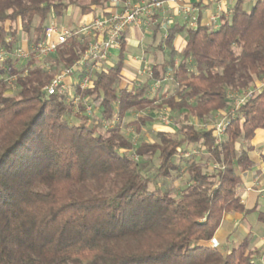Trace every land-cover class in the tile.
<instances>
[{
	"label": "trees",
	"instance_id": "obj_1",
	"mask_svg": "<svg viewBox=\"0 0 264 264\" xmlns=\"http://www.w3.org/2000/svg\"><path fill=\"white\" fill-rule=\"evenodd\" d=\"M119 1L125 8L128 0ZM244 4L238 0L215 30L177 25L164 37L154 27L145 53L162 59L131 89L122 86L123 36L117 64L75 73L92 80L84 91L72 86L77 103L45 88L79 63L88 38H70L41 63L34 55L0 63V264H264V249L249 240L230 253L201 244L237 213L264 237V212L240 196L241 174L253 165L240 143L264 131V87L239 107L231 97L264 79V0L250 10ZM70 8L88 15L110 2L0 0V51L42 42ZM163 110L178 125L155 131ZM124 126L141 140L128 139Z\"/></svg>",
	"mask_w": 264,
	"mask_h": 264
},
{
	"label": "crops",
	"instance_id": "obj_2",
	"mask_svg": "<svg viewBox=\"0 0 264 264\" xmlns=\"http://www.w3.org/2000/svg\"><path fill=\"white\" fill-rule=\"evenodd\" d=\"M238 0H224L220 3L218 0H203L198 2L197 0H185L183 3H191L198 10L199 23L209 26L211 17L218 16V8L222 6L223 12L220 14L216 23L219 27L222 24V16L230 17V10L236 4ZM110 8L107 9H93L88 15H81L78 8H70L66 15L68 17V26L62 25L69 29H76L80 26L87 25L95 21L97 18L103 15L114 14L121 12L124 9L123 3L119 0H109ZM180 5H165V9L156 13V16L149 21L150 26L144 27H131L124 34L127 44V60L126 66L122 72L123 81L122 86L131 89L134 85L139 86L146 75L143 73L144 67L149 62H154L155 58L161 60V52L157 54L146 55L145 48L151 44L152 30L154 27L161 25L164 30V37H167L168 32L174 26L186 25L184 15L180 11ZM54 23V18L52 19ZM73 24L72 27L70 25ZM211 27V26H209ZM212 28V27H211ZM24 48H28L29 44L26 40H23L21 44ZM174 45L178 52H181L185 47L184 34L179 33L175 36ZM131 49V51H129ZM130 52V53H129ZM120 55V48L112 49L109 54V60L107 63V69L117 64ZM116 60V61H115ZM112 62H115L112 65ZM112 65V66H111ZM110 66V67H109ZM72 85L77 83V77H73L72 81H67ZM161 90V93H167ZM164 128V127H163ZM155 130H160L155 128ZM241 158L248 157L253 163L252 167L241 174L242 187L240 190V196L242 203L246 208L258 209L264 212V131L259 130L256 133V137L249 143H240ZM252 222L245 218L243 214L237 213L234 215H226L224 223L216 233L215 237L208 242L201 243L207 247H218L222 250L230 253L234 245L243 240H249L252 247L255 249H264V237L258 238L251 229ZM260 257V256H259Z\"/></svg>",
	"mask_w": 264,
	"mask_h": 264
},
{
	"label": "built area",
	"instance_id": "obj_3",
	"mask_svg": "<svg viewBox=\"0 0 264 264\" xmlns=\"http://www.w3.org/2000/svg\"><path fill=\"white\" fill-rule=\"evenodd\" d=\"M184 1L185 0H143L138 3L128 2L123 11L114 14L103 15L92 23L80 26L76 29L58 27L52 23L46 29L44 40L37 45L29 46L28 48H24L22 45H20V47H18L13 52V54L1 50L0 63L9 57L28 60L32 55H34L36 61L41 63L43 59L55 54L59 47L64 45L70 38L84 36L88 38L90 42L79 63L72 68L65 69L53 79L49 86L45 88L48 95L64 93H69V95H72L71 88L73 85H67L68 78H73L75 73L86 65L88 66V70H91V72L99 71L105 67V65L107 66L110 51L112 49L121 47V39L128 29L131 27L150 26L149 21L156 16V13L163 11L165 9V5L169 6L171 4H179L181 6L180 11L184 15L186 25L189 28L196 29L199 23V17L197 13L198 10L190 2L185 4L183 3ZM197 1L201 2L203 0ZM218 1L222 3L224 0ZM218 11V16H213L210 19L212 24L209 26H211L214 30L219 28V25H217L216 21L223 12L222 6L218 8ZM143 73L148 77L152 76V69L149 63L145 65ZM77 83L79 84L80 89L83 91L92 87L90 75H86L80 80L77 78ZM157 87L158 86L155 85L154 89H157ZM263 87L264 79L258 81L254 89L249 88L241 94H231V97L234 96L237 98L236 105L239 107L248 97H251L256 91L261 90ZM70 99H73L75 103L78 102V99H75L74 95H72ZM87 110L91 111V108L88 107ZM166 113L167 111L160 115V118L164 123L168 122ZM226 126L227 125L224 124L223 121L219 122L216 125V134L220 137L223 136ZM106 127H110V125H106Z\"/></svg>",
	"mask_w": 264,
	"mask_h": 264
},
{
	"label": "rangeland",
	"instance_id": "obj_4",
	"mask_svg": "<svg viewBox=\"0 0 264 264\" xmlns=\"http://www.w3.org/2000/svg\"><path fill=\"white\" fill-rule=\"evenodd\" d=\"M140 1H143V0H128V2H131V3H138V2H140ZM257 2V0H245V4H244V6H245V8L246 9H248V10H250V8H251V6L252 5H254L255 3ZM68 17L66 18V15H63V16H61V17H58V18H55L54 19V24L56 25V26H58V27H61L62 25H65V26H68ZM73 26V24H71L70 25V27H72ZM129 51H131V49H129ZM130 53V52H129ZM161 57H162V55H160ZM116 61V60H115ZM153 62L151 61V62H149V64L151 65ZM115 64V62H112V65H114ZM111 65V66H112ZM110 67V66H109ZM105 68H107V66L105 65ZM68 80L69 81H72V77H70V78H68ZM170 80L163 86V88L162 87H160L158 90H160L161 88H162V90H163V92L165 91L166 92V89H168V90H170L171 88H172V85L170 84ZM67 85H72L71 83H67ZM170 86H171V88H170ZM71 92H72V95H73V90H72V88H71ZM72 95H70V97L72 96ZM76 110V109H75ZM76 112H77V110H76ZM165 113V111L163 110L162 111V113ZM162 113H156L155 115H158V118H156L157 120H156V123H155V128H158V129H160V130H170L171 129V127L172 126H177L178 125V118H177V116L175 115V114H173V113H171V112H169V110H168V112L166 113V116L168 117V122L167 123H164L162 120H161V118H160V115L162 114ZM168 114H169V116H168ZM79 116H81V114L79 115ZM137 115L134 113V114H132L131 115V118H135ZM141 116V115H140ZM77 118V117H76ZM130 119V118H129ZM129 119H127L126 120V122L129 120ZM117 119H115L113 122H111V123H107V124H105L104 126H105V128L106 129H110L111 127H113V125H115L116 123H118L117 121H116ZM78 121V120H77ZM119 121V120H118ZM125 122V123H126ZM106 125H110V127H106ZM216 125H217V122H216ZM164 127V128H163ZM155 130V129H154ZM156 131V130H155ZM123 133H124V135L128 138V139H132L134 142H138L139 140H141V137L139 136V135H137L136 133H134V131L132 130V129H128V128H126L125 126L123 127ZM146 137H149V135L147 134L146 135ZM175 186H176V184H175Z\"/></svg>",
	"mask_w": 264,
	"mask_h": 264
}]
</instances>
